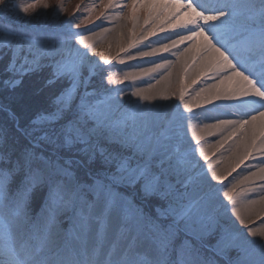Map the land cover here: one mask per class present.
Returning a JSON list of instances; mask_svg holds the SVG:
<instances>
[{"label":"snow or ice","instance_id":"1","mask_svg":"<svg viewBox=\"0 0 264 264\" xmlns=\"http://www.w3.org/2000/svg\"><path fill=\"white\" fill-rule=\"evenodd\" d=\"M40 2L0 0V18L27 16ZM103 7L121 13L130 8L134 20L144 8L149 20L169 14L160 30L182 20L187 32L178 33V39L169 37L170 44L127 58L155 56L185 41L192 51L199 40L202 71L218 83L196 91L194 99H185L182 89L183 110L174 113L142 106L141 101L156 98L146 95L147 89L98 90L93 78L105 70L89 59L95 45L86 42L88 33L73 31L91 20L95 6L61 31L0 27V59L10 54L5 68L10 75L0 79V89H15L26 75L44 69H50L47 87L62 85L49 107L22 130L26 144L0 129V264H264V234L248 239L258 234H245L233 224L222 227L216 244L205 243L221 215L235 213L244 223L237 208L242 193L224 185L229 204L218 202L220 189L212 181L223 184L231 172L218 175L214 165H202L197 152L205 156L203 137L195 136L198 149L188 137L191 122L203 115L193 112V103L200 108L213 100L239 101L234 107L246 111L238 119L205 116L218 122L201 131L224 129L226 139L257 121L264 124V0H108ZM88 32L94 35L95 29ZM99 55L104 65L110 63ZM151 63L156 69L165 66ZM134 78L113 73L106 83L122 85ZM203 92L212 94L201 101ZM125 95L138 99L125 107L115 103ZM261 137L257 145L253 134L251 147L264 152V133ZM250 156L246 148L236 166ZM152 201L158 202L155 215L145 210ZM260 201L264 196L249 203ZM181 232L184 239L177 244Z\"/></svg>","mask_w":264,"mask_h":264},{"label":"rangeland","instance_id":"2","mask_svg":"<svg viewBox=\"0 0 264 264\" xmlns=\"http://www.w3.org/2000/svg\"><path fill=\"white\" fill-rule=\"evenodd\" d=\"M28 2H30V0H14V3H28ZM121 2L131 3L132 0H121ZM107 3H108V0H41L38 6L34 10H31L30 14L27 16H25V14L23 13H20L19 17H16L15 15H13L11 18H0V27H3L5 25H11L14 27H23L26 29L47 27V29L52 30V31H61L64 28H66L67 26L66 22L75 20L77 17L87 16L88 12L86 9L88 7L95 6V10L92 12L91 20H87L84 24L80 26L79 29L74 28L73 29L74 32L90 34V32H88L89 29H95V32H96L97 28H100L99 30L100 32L104 27L111 26L114 23L122 25L125 30H128V32H130L129 38L125 42L123 41L120 47L116 50L111 48L112 45L110 46L104 45L107 43L102 44L103 42H101V40L98 42V44L91 43V45H95V48H98L96 46H98L99 44H102L101 47H99V49H95V52H100V53L111 52V54L109 53L111 55V58L116 57L118 55H119L118 57H120L122 50H124L126 47H128L127 49L128 51H130V50H133L134 47L136 45H139V43L141 42H144L143 43L144 46L141 49L150 51L151 48L161 47V42H166L170 44L171 40H169L168 38L172 37V35H174L173 36L174 38H177V39L179 38L178 33L176 31H178L177 29L181 28L180 25L182 23V20H178L173 24H168L167 27L169 29L166 32L164 30H161L160 32H151L150 29H148V22L150 21L153 22L154 20L160 21L161 19H164V23L166 24L167 16L169 14H166L165 17H161L159 19H156L155 17H153L151 20H149L148 10L144 8V9H139L137 11L136 19L134 20L132 18L130 8L124 9L123 12L121 13L119 9L104 8L103 4H107ZM45 4L47 5V7H44ZM58 7L60 8L59 11H58ZM157 11H159V9ZM105 17H107L108 19H105ZM117 17L119 18L117 19ZM186 19L187 17L183 18V20H186ZM30 25H33V26L30 27ZM54 25H59L60 27L54 28L53 27ZM101 25L102 27H98ZM151 25L149 24V26ZM181 32L186 33L187 29L181 28L180 33ZM131 36H133L132 39H131ZM73 43L75 47L78 48L79 46L80 48L81 45L75 44V42ZM199 44H200V41L197 40V48L192 49L190 57L193 54L197 53ZM180 45H183V49L187 51V49L191 47V42L185 41L183 44H180ZM180 45H177L176 47ZM175 48H171L169 52L164 54L166 57L165 60H168V61L170 59L172 61L176 60L177 58V56L175 55L176 52L170 53V51H174ZM141 49L136 51V54H138L141 51ZM94 55L97 56L96 58H100L99 53H94ZM164 55L162 53H157L155 56L140 57L141 61L144 60L143 61L144 64L143 65L141 64L140 68H148V66L149 67L153 66L154 63H151V62L152 61L158 62L160 58L161 60H164V58H162ZM128 56L129 54L127 55V57ZM9 59H10V54L0 59V66L4 61L5 62L7 61L6 63V66H7ZM123 67L125 66L118 63V59L115 60V58L112 61H110L108 65L99 64V68L104 69L105 71L101 72L100 75L93 78L96 88L101 91L106 88L107 89L125 88L128 91V93H131L133 90L136 91L139 88H141L140 86L138 87L133 86L135 89L132 87H129L128 85L129 82L132 83V81L130 80L129 81L125 80L124 84L122 85H116L115 83L108 85L106 83V77L109 75H113V73H115L118 77L122 78L125 75V73L128 71L126 70V67L125 68ZM108 69H111V71H106ZM87 71L88 69L85 68V74H87ZM167 71L168 69L164 70V68L162 69L160 68L159 70H157V72L154 75L144 80V83L142 84L143 85L142 89L151 87L155 82H157L158 78H160L164 74V72H167ZM49 72H50V69H44L39 72L31 73L27 76L38 74L42 76L41 79L43 78L47 80ZM0 75L6 78V76L10 74L6 73L4 70L2 74ZM102 77L105 79H102ZM214 81L218 82V80H214ZM181 85L180 83H178L175 85L176 87L174 89L169 90V92L166 94H163V97L164 96L168 97L167 99L162 98L164 101L163 103L159 101L157 102L141 101L140 103L142 106L150 108V109H154V110H156V108L158 107L163 108L166 104H168L167 101H169L170 99V94L172 93L173 95V91L176 92L179 89V86ZM61 87L62 85L57 84L55 90L59 91ZM221 87H224V86L222 85ZM125 96H122L121 98L116 100L115 103L119 104L121 107L127 106L128 102L124 101ZM202 107L203 106H201L200 108H196V106L193 105V112H199V110L202 109ZM169 108H170V105H168V110L166 109L167 111L165 112L169 113L170 111ZM209 109H211V112L209 111L207 112H208V115H210V117L231 118V119L240 118L243 114V111H246L245 109L238 110L236 107H234V105L223 104V103H215L214 105H211ZM233 113H235L234 116L232 115ZM113 115H114V118H119L120 112H115ZM203 119L204 118L202 115L199 121L191 122L190 127H189V132H188V134L190 133V136L192 135V133H195V136L196 135L201 136V133H202L201 129H204L205 124H211V123L218 122V119H215V120L214 119H207V120L204 119L203 120ZM203 132L204 134H202L201 136L203 137L201 139V145L204 147L205 156L201 157L199 156L197 152V156H198L200 163L205 166L208 164L214 165L217 169L218 175H224V174L231 172V174L227 176V179L223 181V184H221L217 180L212 181V184L215 186V188L220 189V191L216 192L218 202L222 201L224 204H229L226 198H224L222 195V191L224 190L223 186L228 185L229 187H232L233 185H235L236 190L242 193L239 198L237 208L239 211L247 210V207L250 204L249 200L259 199L262 195H264V188L261 187V186H264V179L260 178L263 176H258V175L252 176L251 179H245L244 176L245 177L251 176V174L256 169L264 168V156L263 157L260 156V155H263L264 152L261 154H255V155H258V157L245 159L244 162L240 164L238 167L236 166L237 161H233L230 166L224 167V169L221 170L222 165L225 162L224 159L227 158V155H229L228 152L230 151V147L228 148L227 143L235 142L237 138L239 137V132L236 135L231 136L230 139H225V143L224 145L222 144L221 147H216V144H218L216 143V140L224 136V134L223 135L221 134L223 132H220L219 129H215V130L205 129L203 130ZM228 135L229 134H227L226 136ZM190 142L192 145H195L197 149L201 146V145L195 144V137L192 140H190ZM233 168L235 169L234 171H232ZM208 174L210 175L211 173L208 172ZM256 186H260V187L258 189H255ZM248 188H252L254 190H251L250 192L244 191L245 189H248ZM151 203L156 204L158 202L152 201ZM148 206L146 207L145 210L155 215V211H156L155 206H152L154 211H151V209H149ZM224 211H225L224 209L220 210L221 213H224ZM234 214L235 213L228 212L226 215L220 216L219 224L217 225L216 230L212 232L210 235L205 237V243L207 245L212 246L216 244L217 240L220 237L223 226L231 227L233 224L235 225L236 223L238 224L235 226L239 228L241 232L248 234L250 231H255L258 234L256 236L247 235L248 239H254V240L261 239L260 234H264V209L258 214H256L255 216L249 217L248 219H245V218H247L249 215L243 216V218L245 219L244 223H240V219L235 217ZM183 239H184V234L181 232L178 234L176 238V243L179 244Z\"/></svg>","mask_w":264,"mask_h":264},{"label":"bare ground","instance_id":"3","mask_svg":"<svg viewBox=\"0 0 264 264\" xmlns=\"http://www.w3.org/2000/svg\"><path fill=\"white\" fill-rule=\"evenodd\" d=\"M149 24L151 26H149ZM164 19H161L160 21L154 20L153 22H148V29H150L151 32H160L161 30V26L164 25ZM106 26V25H105ZM177 27V25H176ZM105 28V27H104ZM104 28L99 32L100 28H97L96 30V34H88V39H87V43L91 45L96 43L98 44V42L101 40V42L107 43L104 45H112L111 48L113 49H118L121 45V43H123V41L125 42L129 36H130V32H128V30H125L123 28L122 25L114 23L111 26H106V28L110 29L109 31H104ZM169 28H165L163 29L165 32L168 30ZM178 31H176L177 33H180L181 28L177 29ZM99 32V33H98ZM175 33V34H177ZM137 35V34H136ZM174 35H172L173 37ZM133 36H131L132 39ZM143 43L141 42L139 43V45H136L134 47L133 50L128 51V47H126L124 50H122L121 52V56L118 57H113L111 58V52H105L104 55L109 59V61H112L114 58L116 59H120L123 58L124 59V63L122 64L123 66L126 67V70H128L126 73H132L134 74V79H128V81H132V83L129 82V86H131L132 88L134 87H138L140 86L141 88H139L138 90H145L147 89L148 91L145 92L146 95L149 96H156V98L154 100H150L151 102H161L163 103V94H166L169 92V90L174 89L176 86V84L180 83L181 86H179V89L174 92L173 91V95L172 93L170 94V99L168 102V104H166L163 108L158 107L156 108L155 111H167L168 110V105H170L169 108V113H174L177 109L183 110V104L179 99L180 96V92L183 89L185 91V99H194L195 97V92L200 90L201 88H206L209 87L210 85L214 84V83H218L215 82L213 79H210L209 77L212 75V73H205L202 71V62L199 61V57L196 54H193L190 57L191 51H186L185 49H183V45H180L178 47H176L174 49V51H170L171 52H176L175 55L177 56L175 61H172L171 59L165 60V53L169 52V51H162V52H158V53H162L164 56L162 58H164V60H161V58L158 60L159 63L164 64V70L168 69L167 72H164V74L158 78L157 82H155L151 87L149 88H143L142 89V84L144 83V80L149 78L150 76L154 75L157 70L155 68V64H153V66L148 68H140L141 64L143 65V61L144 60H140V56L137 55V58L134 60L128 59L127 55L128 54H136V51L140 50L141 48H143ZM102 44H99L98 48L95 49H99V47H101ZM114 45V46H113ZM134 46V45H132ZM131 46V47H132ZM79 48V46H78ZM81 51H88L87 49H84L83 47L80 46ZM95 53H99L100 52H95ZM110 53V54H109ZM118 53V51H117ZM169 53V54H170ZM167 54V55H169ZM97 56L94 55V53H90L89 55V59L92 61H98L99 64H103V59L100 56V58H96ZM108 65V64H107ZM123 67V68H125ZM197 81L196 83H193V81ZM213 82V83H212ZM134 86V87H133ZM135 89V88H134ZM223 89V87H221V90ZM135 91V90H133ZM212 93L211 92H203L200 100L203 101L205 100V98L207 96H210ZM138 98L137 97H131L129 95H126L124 97V101L129 102V100L132 101H136ZM215 103H223V104H230V105H237V103H239V101H224V100H214L212 101L211 104L209 103H203L201 106L202 109L199 110V112L203 113V118L205 119V116L210 117V115H208L207 110L211 107V105H214ZM193 105L195 106V103H193ZM165 108V109H164ZM167 109V110H166ZM154 110V109H153ZM203 119V120H204ZM207 120V119H205ZM220 132L224 133V136L218 138V140H216V147H221V145L225 143V139H226V135L229 134L227 132H225L224 129H219ZM201 133V132H200ZM217 133V132H216ZM264 133V124H262L260 121H257L255 123V125H248L246 126L244 129H241L239 131V137L237 138V140L233 143L228 142L227 146L228 148L230 147V151L228 152L229 155H227V158L224 159L225 162L222 165V169H224V167H228L231 165V163L233 161H237L241 156H243L245 154V149L247 148V150L249 152H251V156L250 158H255L258 157V155L255 154H261L263 152H260L257 148L251 147V140H252V136L253 134H255L256 136V144L258 145L260 143V139L261 134ZM202 134H204V132L202 131ZM215 134V133H214ZM219 134V132H218ZM188 137L190 140H192L195 137V133H192V135L190 136V133L188 134ZM221 141H223V143L221 144ZM261 157L264 156L260 155ZM250 164V163H249ZM261 169V168H260ZM260 169H256L254 172L256 173V175L258 176H263L260 178L264 179V173L260 172ZM241 176V174H240ZM245 178V176H244ZM260 186H256L255 189H258ZM264 188V186H261ZM251 190H254L251 188ZM264 196V195H262ZM260 199V198H259ZM256 199V200H259ZM264 209V201H260L256 204H249L247 207V210L245 211H240L241 216H246L249 215L247 218L255 216L256 214H258L259 212H261ZM235 217H237L234 214ZM238 218V217H237ZM244 219V218H243ZM244 219V220H245ZM238 223H236L235 225H237Z\"/></svg>","mask_w":264,"mask_h":264},{"label":"trees","instance_id":"4","mask_svg":"<svg viewBox=\"0 0 264 264\" xmlns=\"http://www.w3.org/2000/svg\"><path fill=\"white\" fill-rule=\"evenodd\" d=\"M6 63L4 61L1 64L0 74L5 70ZM0 77L4 78L2 75ZM41 77L38 74L26 75L15 89H0V129L5 130L21 146L27 143L22 130L28 128L49 107L50 97L56 91V86L47 87L46 79ZM154 205L150 202L148 207L151 211H154Z\"/></svg>","mask_w":264,"mask_h":264}]
</instances>
